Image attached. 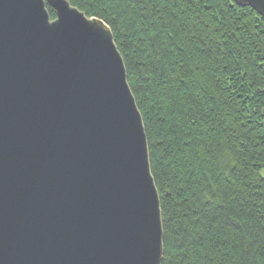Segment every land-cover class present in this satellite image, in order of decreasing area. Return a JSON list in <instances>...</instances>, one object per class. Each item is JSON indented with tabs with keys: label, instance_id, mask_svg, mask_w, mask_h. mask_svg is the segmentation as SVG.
<instances>
[{
	"label": "water",
	"instance_id": "water-1",
	"mask_svg": "<svg viewBox=\"0 0 264 264\" xmlns=\"http://www.w3.org/2000/svg\"><path fill=\"white\" fill-rule=\"evenodd\" d=\"M236 1L264 17V0ZM163 257L148 136L111 27L70 0H0V264Z\"/></svg>",
	"mask_w": 264,
	"mask_h": 264
},
{
	"label": "trees",
	"instance_id": "trees-1",
	"mask_svg": "<svg viewBox=\"0 0 264 264\" xmlns=\"http://www.w3.org/2000/svg\"><path fill=\"white\" fill-rule=\"evenodd\" d=\"M70 1L109 24L123 55L162 264H264V17L236 0Z\"/></svg>",
	"mask_w": 264,
	"mask_h": 264
}]
</instances>
